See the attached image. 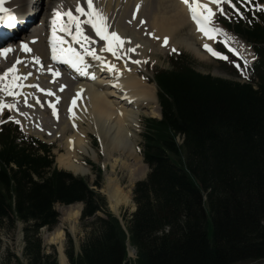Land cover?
Segmentation results:
<instances>
[{
	"label": "trees",
	"instance_id": "16d2710c",
	"mask_svg": "<svg viewBox=\"0 0 264 264\" xmlns=\"http://www.w3.org/2000/svg\"><path fill=\"white\" fill-rule=\"evenodd\" d=\"M243 16L226 24L258 55L249 80L203 73L186 55L154 71L162 118L144 122L150 171L135 186L128 228L84 178L57 168L50 145L12 126L0 133V230L6 220L26 223V264H58L40 229L58 224L56 204L77 202L82 221L93 219L79 251L67 247L70 264L264 260V12Z\"/></svg>",
	"mask_w": 264,
	"mask_h": 264
},
{
	"label": "bare ground",
	"instance_id": "6f19581e",
	"mask_svg": "<svg viewBox=\"0 0 264 264\" xmlns=\"http://www.w3.org/2000/svg\"><path fill=\"white\" fill-rule=\"evenodd\" d=\"M24 1L27 0H4V4L11 7ZM203 2H208V0H203ZM77 3H84V0H47V5L41 4L40 7L49 15V24H51L53 10L63 12L69 8L74 9ZM93 3L108 18L107 23L110 25V30L126 38L124 48L121 50L125 54L117 59L111 53L103 51L105 42L97 40L93 34H90V30L94 33L90 26L84 25L86 34L92 36L94 40L91 47L97 50V54L102 57L105 63L96 61L102 67L95 69V65L84 62L79 65V70L69 64L74 72L70 79L72 80V76H75L76 79L72 80L68 87L64 86L61 91L64 80L47 79L37 74L31 67V60L34 57H39V60L42 59L45 64L48 63L49 56L46 55L44 45L48 43L51 48L52 32L47 34L44 28L36 26L31 31L24 33L26 35L19 39V45L6 47L11 51L7 53L4 50L0 51V75L16 64L17 60L21 61L16 64L19 75L31 73L19 81L22 87L18 89L19 95L16 97L8 96L0 91V103L15 104L16 107L12 111L16 112L24 122H29L30 125L34 122L35 127L43 128L45 132L51 133L52 137L61 138L64 141V152L58 153L57 162L60 167L75 175L86 176L90 172V165L81 161L83 156L99 161L100 155H103L105 164L108 162L110 165L104 193L110 207L118 212L122 204L128 205L132 202L126 189L130 192L134 182L146 173V166L143 164L144 157L138 153L137 143L127 140L131 135V128L136 126L132 115L137 114L139 120L142 111L153 117L160 116L157 86L155 83L148 82L144 75L139 74L140 63H134V61H139L135 56L138 51L140 52L142 44H151L153 52L157 50L154 48V44L159 43L161 47H165L164 37H168L167 46L172 44L168 47H177L174 44V39L179 36L186 25L191 24V13L183 0H93ZM210 6L216 12L215 4ZM192 26L190 36L196 38L195 45L202 46V48H204V44L210 45L214 39L209 40L205 37L198 31L196 24ZM211 26L213 27V25ZM150 33L154 35H150ZM225 34L231 41L236 43L240 41L230 33ZM57 35L71 41V37L59 30ZM217 36L218 34H216ZM24 44L31 51H26L22 47ZM72 46L80 48L75 43ZM196 46L187 45V50L199 58H208ZM133 48L135 51H131ZM162 49L164 50V48ZM143 54H146L145 51ZM139 55L141 56V53ZM4 61L8 63L5 67L3 65L6 62ZM109 63L115 65L114 70H109ZM144 68H146L145 65ZM84 71H93L96 77H91ZM102 72L104 73L101 75ZM36 85L39 87H35ZM40 89L48 91H40ZM46 94L49 96L43 100V96ZM34 95L37 96L36 99L40 100V103H36ZM120 98L125 99L124 103L119 100ZM73 99L76 100L75 105L72 104ZM47 101L56 106L57 114L54 115L52 111L54 118L48 115L45 108ZM62 103L67 104L65 108H61ZM129 105L133 106L132 109L129 108ZM4 114L3 110L0 111V120ZM85 121H87L86 126L84 125ZM69 128L71 131L67 133ZM88 132L97 137L99 148L90 145ZM118 167L122 171L126 170L129 174L128 184L125 186L116 176ZM81 207V203L71 205L65 213V219L73 224L80 216ZM64 237L63 222L48 234L49 241L56 245L59 264H69L63 250Z\"/></svg>",
	"mask_w": 264,
	"mask_h": 264
},
{
	"label": "rangeland",
	"instance_id": "374dc122",
	"mask_svg": "<svg viewBox=\"0 0 264 264\" xmlns=\"http://www.w3.org/2000/svg\"><path fill=\"white\" fill-rule=\"evenodd\" d=\"M45 4L47 5V0H42L41 4ZM264 1V0H263ZM264 6V4H261L260 7ZM220 8H223V13L220 12ZM47 9V7H46ZM216 15L214 16L213 20L216 21V23L223 29L224 26L222 24V21H228L231 18H233L235 16V11L234 9L227 5L226 3H222L221 5L218 6V8H216ZM192 24H188L186 25L182 30V32L179 34V36H177L174 39V44H176L177 47L175 48H170L168 46H172V44H169L168 46L165 47H161V45L158 44H154V48H156V52H153V47L151 46V44H142L141 46V50L140 52H137V55L135 56L139 61H140V71L139 74L140 75H144V77L147 79L148 82L154 83L153 82V73L154 70L156 68H169L171 66V57H176V54L179 53H186L189 56H191L192 59H194L197 63V68L198 70H200L201 72L204 73H210L212 75L215 76H219V77H225V78H236L238 80H245L248 77V73H247V64L246 63H242L239 60H233V58L231 56H228L225 53H222L223 55L228 56V59H221L218 57H214L211 53H208L207 50H203L201 46H196L195 45V37H191V31H192ZM184 31V32H183ZM231 34V33H230ZM232 35V34H231ZM233 36V35H232ZM235 37V36H234ZM238 40V38H237ZM216 41V40H215ZM197 42V41H196ZM215 43V42H214ZM213 43V44H214ZM237 43L242 47L243 49V53H249V55H247L248 60L252 61L254 59V55H253V51L250 49V47L247 44H243L240 41H237ZM242 44V45H241ZM187 45H193L196 46L197 48H199V50H201V52L203 54H205L206 56H208V58H199V56H196L195 54H193L192 52H190L189 50H187ZM158 46V47H157ZM249 49H248V48ZM164 48V50L162 49ZM215 48L218 51H222V49H224V47L219 44L216 43L215 44ZM173 49H175V51H173ZM145 51V55L143 54V52ZM218 51V52H219ZM224 52V51H222ZM139 53H141V56L139 55ZM144 56V57H143ZM144 60V61H143ZM239 65V67H237L236 65ZM144 65L146 68H144ZM143 67V68H142ZM156 92H157V87H156ZM119 100L122 101V103H124L123 100L120 98ZM64 104H62L63 107ZM66 106V105H64ZM128 106V105H126ZM133 106L129 105V108L132 109ZM8 110L9 113L4 114V116H2L1 120H0V124L5 122L6 120L11 121V122H15L17 123V121H19V127L21 128L22 131H24L25 133L29 134V135H34L39 137L40 139L51 143L53 145V149L52 152L54 154V158H55V164L57 166L58 169H63L66 170L72 174H74L73 172L64 169L62 167L59 166L58 162H57V158H58V153L59 152H64V141L59 138V137H52L51 133H46L44 132H40L39 130L41 129L40 127H35L36 129H31L33 127H29L32 126L29 124V122H24L21 117L14 111H12V109H8L6 108L5 111ZM148 117H152L151 114H146L142 111L141 116H140V120L137 118V114H133L132 115V120L136 121V126H133L130 130L131 135L128 137V141L131 143L136 142L137 143V150L138 153H140L141 156H143L142 152L140 149H143V127H144V122L145 119ZM136 119V120H135ZM139 120V121H138ZM85 126L87 125V121H85ZM1 128V125H0ZM36 130V131H34ZM71 131V129H68L69 133ZM40 132V133H39ZM88 137L90 140V145H92L94 148H99L100 144H99V140L97 139V137L95 135H93L92 133L88 132ZM180 142H182V140L179 138ZM105 157L103 155H100V159L99 161H94L89 157L83 156L82 157V162L85 164H89V168H90V172L88 173V175L83 176V175H75L78 177H82L84 178L87 183L89 184V186L95 190L96 192H98L99 194L103 195L106 203H107V209L109 211H111L114 214H118L119 217L121 219H123V223L124 226L126 228H128V221L132 218V214L136 211V203L134 200V189L135 186L137 184V182L141 181V180H145L148 176V173L150 171V167L148 166V164L144 161L143 159V164L146 166V173L143 176H140L133 185V188L130 192H128V189H126V192L129 193V197L131 198V204L128 205H124L122 204L119 209L118 212H115L109 204L108 198L106 196V194L104 193V189H105V185L107 182V174L110 172V165L107 162L105 164L104 162ZM105 164V165H104ZM126 170H121L118 167L117 170V177L120 179V182H122L121 184L123 186L128 184V180H129V174L128 172L126 173ZM78 203L82 204L81 207V211H83L84 209V203L82 202H77V203H73V204H61L58 203L55 205V210L58 213V219L59 222L58 224L52 228L49 229L48 227H43L40 229V237L43 243V248L45 250L46 253H51V252H55L56 256H57V260H58V264H59V254L56 248V245L54 243H51L49 241L48 238V234L51 233L52 231L55 230L56 227H58L60 225L61 222L64 223V232H65V237H64V244H63V250L65 255L66 254V249L67 247L72 243V246L74 247V249L76 251H79L80 249V245L83 242V240L86 238L87 232H88V222L91 221L93 218H89L86 219L84 221H82L81 217V211H80V216H78L76 218V220L73 222V224H71L72 222L67 221L65 219V213L66 211L69 210V208L74 205H78ZM73 210V209H72ZM74 211V210H73ZM104 216V212L103 211H99L98 216ZM25 228H26V223L21 221V220H17V221H8L6 220L4 222L3 227L0 230V264H15L17 262V260H20L23 264L27 263V259L24 255V250H25ZM128 258L132 259L133 263L136 261L137 259V249L132 246L131 244H128ZM68 263L70 264V261L67 257ZM263 261H250V262H246V263H239V264H262Z\"/></svg>",
	"mask_w": 264,
	"mask_h": 264
},
{
	"label": "snow or ice",
	"instance_id": "6c2138e0",
	"mask_svg": "<svg viewBox=\"0 0 264 264\" xmlns=\"http://www.w3.org/2000/svg\"><path fill=\"white\" fill-rule=\"evenodd\" d=\"M184 4L188 6L191 13V19L196 23L198 31H200L209 40L215 39L216 34L221 33L222 29H217L212 27V21L215 16L214 9L210 6L215 4L219 6L222 0H208V2H203V0H183ZM231 4V0H228ZM4 0H0V25L13 28L16 26L18 21L16 13L4 6ZM139 7V6H137ZM235 8V5H232ZM223 13V8L219 9ZM108 18L103 14L102 10L97 9L94 6L93 0H84V3H77L75 8H69L66 11L53 10V16L51 20L52 24V38H51V52L53 60H61L66 64H70L73 68L79 70V65L85 62L84 54L92 57L94 60L103 61L102 57L97 54V50L91 45L94 43L93 37L86 34L84 25L90 26L94 31L95 36L99 37L100 41L105 42L103 51L111 53L120 59L125 53L121 50L124 48L126 38L121 37L117 32L110 30V25L107 23ZM67 34L71 37V41L65 40L63 36H58L57 31ZM150 35H154L150 33ZM157 39L159 37H156ZM73 43L78 44L83 52L77 50L73 47ZM163 43L165 46L168 44V37L163 38ZM227 44V41L224 42ZM26 51H31L26 44L22 45ZM139 47V45H137ZM203 47L210 52L213 56L221 59H228V56L223 55L221 52L214 50L209 44H204ZM231 52L239 55V52L235 48L229 49ZM11 49L6 48L4 52L7 53ZM135 51V49H131ZM175 51V49H173ZM119 53V55H118ZM37 63H39V57H34ZM21 63L20 60L16 61V64ZM134 63H140V61H134ZM16 64L8 68L2 75H0V91L6 93L8 96L16 97L19 95L18 89L22 87L19 81L31 73H26L23 76L18 74V69ZM239 67V65H236ZM109 70H114L115 65L108 64ZM48 71L53 72L54 76H59L60 73L54 71L53 69H48ZM35 87H39L36 85ZM61 86V91H63ZM40 91H48L45 89H40ZM51 94V93H49ZM26 102V99H25ZM72 104H76V100L73 99ZM53 108V114H57L55 105H51ZM15 104H3L0 103V111L4 108L13 109ZM71 111V109H70ZM19 123V121H17Z\"/></svg>",
	"mask_w": 264,
	"mask_h": 264
},
{
	"label": "water",
	"instance_id": "95a60500",
	"mask_svg": "<svg viewBox=\"0 0 264 264\" xmlns=\"http://www.w3.org/2000/svg\"><path fill=\"white\" fill-rule=\"evenodd\" d=\"M137 208V207H136ZM81 214H82V211H81ZM117 216L119 217V215L117 214ZM119 219L120 220H122L120 217H119ZM123 224V223H122ZM262 264H264V260H263V263Z\"/></svg>",
	"mask_w": 264,
	"mask_h": 264
}]
</instances>
